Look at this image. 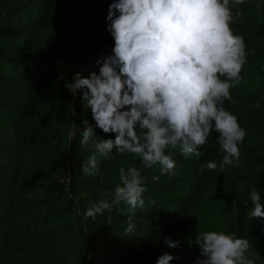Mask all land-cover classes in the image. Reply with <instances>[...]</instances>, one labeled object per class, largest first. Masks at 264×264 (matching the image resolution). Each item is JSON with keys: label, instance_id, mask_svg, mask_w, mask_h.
I'll return each mask as SVG.
<instances>
[{"label": "trees", "instance_id": "trees-1", "mask_svg": "<svg viewBox=\"0 0 264 264\" xmlns=\"http://www.w3.org/2000/svg\"><path fill=\"white\" fill-rule=\"evenodd\" d=\"M112 2L0 0V264H156L164 253L179 257L170 264H197L203 257L195 236L207 231L248 238L246 255L264 264V219L247 215L252 187L264 205V0L229 3L233 14L243 13L234 15L230 27L243 37L246 51L241 81L223 102L246 131L238 162L219 170L224 153L215 131L199 155L168 150L175 172L160 175L158 164L143 170L145 206L136 212L131 235L124 232L131 214L124 203L111 220L105 212L93 222L83 212L107 198L101 189L114 191L121 167L141 168L140 158L113 149L110 159L98 158V174L83 175L94 144L115 136L96 128L81 146L83 120L95 122L82 105V90L73 97L64 87L73 77L59 79L54 64L73 46V58L88 59L81 61V76L98 74L97 61L114 46L106 20ZM74 110L78 130L69 146ZM209 161L217 169L199 174V165ZM69 171L68 185L62 180ZM154 175L160 179L153 181ZM165 237L180 247L168 248Z\"/></svg>", "mask_w": 264, "mask_h": 264}, {"label": "clouds", "instance_id": "clouds-1", "mask_svg": "<svg viewBox=\"0 0 264 264\" xmlns=\"http://www.w3.org/2000/svg\"><path fill=\"white\" fill-rule=\"evenodd\" d=\"M230 0H113L106 20L107 31L114 46L104 57L98 74L83 78L79 72L64 87L75 96L82 90V105L90 110L93 125L83 120L81 146L95 137V129L112 134V139L94 144L95 153L83 162V175L100 172L99 157L110 159L113 149L119 155L133 154L142 167L119 169V183L107 198L92 202L83 212L86 219L96 221L99 215L111 213L124 203L128 206L127 235L134 233L133 222L138 209H143L142 172L159 165L160 175L174 174L175 161L166 154L179 147L184 157L199 155L212 132L224 153L219 170L239 160L238 147L246 131L237 117L225 110L223 102L230 100V89L241 81L246 63L244 39L230 27L234 15ZM244 0H234L243 4ZM260 8V5H256ZM225 77V79H221ZM59 79H65L61 76ZM214 122V123H213ZM75 137L78 130L71 124ZM216 170L214 161L198 167ZM159 176H153L158 181ZM251 207L247 215L264 219V205L256 187L249 193ZM191 243V239L189 240ZM168 248L178 249L180 241L164 238ZM200 256L197 264H254L246 253L252 247L248 238L235 233L207 231L195 236ZM178 256L164 253L156 264H170Z\"/></svg>", "mask_w": 264, "mask_h": 264}, {"label": "rangeland", "instance_id": "rangeland-1", "mask_svg": "<svg viewBox=\"0 0 264 264\" xmlns=\"http://www.w3.org/2000/svg\"><path fill=\"white\" fill-rule=\"evenodd\" d=\"M92 5L94 6V3ZM72 50H73V46L70 52L60 62H56V61L54 62L55 65H58L60 67V70H61L60 76L66 77L68 75H71L73 77L74 74L78 72V69H80L84 65V63H81L82 60H80L79 58L72 57L71 55ZM82 62H85V64H87L88 59L83 60ZM75 106L77 107V104ZM72 123H75V110L72 111ZM71 142H72L71 136H69V146H71ZM70 176H71V172L69 171V176L65 178L64 180H62V182L65 181L69 185Z\"/></svg>", "mask_w": 264, "mask_h": 264}]
</instances>
